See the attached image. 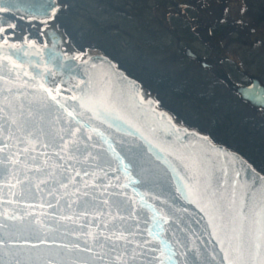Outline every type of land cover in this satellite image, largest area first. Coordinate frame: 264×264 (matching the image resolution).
<instances>
[{"label": "snow or ice", "instance_id": "snow-or-ice-1", "mask_svg": "<svg viewBox=\"0 0 264 264\" xmlns=\"http://www.w3.org/2000/svg\"><path fill=\"white\" fill-rule=\"evenodd\" d=\"M4 10L0 8V12ZM29 47L36 45L29 42ZM16 52L31 55L23 48ZM14 55L16 53H0V208L4 209L0 211V264H61L57 259L59 253L40 249L43 240L39 244H21L18 233L50 228L45 217L55 223L74 224L88 216L91 209L99 213L98 218L90 222L95 231L88 230L83 235L86 245L93 242L102 250V255L94 257L101 264L105 261L107 264H134L140 258H145V264L171 261L175 254L173 245L183 246L179 236H174L171 242L165 238V233L172 232L169 223L174 215L172 206L165 207L167 201L160 200L159 206L151 209L150 223H128L135 221L141 212L132 208L131 199H119L130 185L143 184L144 177L137 174V180L132 179L131 170L136 165L131 160L125 164L128 158L116 147L122 142L113 140L105 128L120 131L121 124H125L139 132L143 139L148 138L113 103V82L107 74L100 78L101 82H94L90 77L87 82L73 84L62 80L49 85L44 74L30 75L25 62L14 59ZM83 63L87 65L86 60ZM31 66L40 67L39 64ZM4 69L9 75L4 74ZM44 71L50 77L55 75L46 64ZM135 98L140 103L145 102L139 94ZM148 103L151 105L150 101ZM35 112H46L51 121L38 123L33 119ZM111 163L117 165L112 171L122 172L128 183L120 184V177L116 176L115 184H105L109 173L104 172L101 177L97 170L103 172L102 166H111ZM185 167L191 174L177 191L205 214L210 235L223 253V264H264V212L258 235L249 243L241 242L236 229L230 228L231 221L218 215L215 202L201 193L203 173L199 158L193 155ZM25 193L33 202L26 204L23 212L4 207L23 202ZM37 197L40 203L35 202ZM205 199L206 204L202 203ZM140 200L145 203L143 197ZM105 207L115 208L116 212L107 213ZM35 208L47 211L36 214L30 210ZM106 215H111L112 219L105 220ZM58 247L80 250L79 245ZM105 248L107 251H103ZM83 250L91 251V248Z\"/></svg>", "mask_w": 264, "mask_h": 264}, {"label": "water", "instance_id": "water-1", "mask_svg": "<svg viewBox=\"0 0 264 264\" xmlns=\"http://www.w3.org/2000/svg\"><path fill=\"white\" fill-rule=\"evenodd\" d=\"M58 6L55 0H0V8L37 19L50 18ZM10 23L11 20L0 17V25ZM44 37L48 43L40 45L31 42L36 45L35 48H30L29 43H26L22 37H19L20 45H15L12 40L8 43L0 41V53L7 55L16 53L13 58L23 60L30 75L44 74L45 81L49 85L58 84L62 80L73 84L87 82L90 77L94 82H101L100 78L107 74L113 82V103L121 114L148 138V140L143 139L139 132L128 128L125 124H121L120 131L105 128L113 140L122 142L117 143L116 147L128 158L125 164L131 160L136 165L131 170L132 179L137 180V174L144 177L143 184L130 185L119 199H131L132 208L141 212L140 216L135 217V221L129 220L128 223L144 224L145 221L150 223L151 209L158 207L160 200L167 201L165 207L172 206L174 215L169 222L172 232L165 233V238L171 242L174 236H179L183 240V246L173 245L172 252L175 254L172 255L171 261H166V264H223V253L210 235L211 230L207 226L205 214L196 205L188 203L181 191H177V188L187 182L186 178L191 174L190 169L185 165L193 155L201 162L203 173L201 193L210 196L215 202L217 214L224 216L226 221H231L230 228L236 229L241 242L249 243L258 235L261 214L264 212V173L259 168H255L248 158L238 151L214 142L205 132L202 133L199 129L178 122L173 113L158 106L157 99L148 94V90L142 86L140 80L118 67L107 54H103L100 50H90L77 58L78 51L67 43L63 31L53 24L45 29ZM9 44L16 47L10 49ZM19 48H23L31 55H25L24 52L17 53L16 50ZM85 60L87 65L83 63ZM32 64H39L40 67L31 66ZM45 64L55 74L54 76L50 77L45 73ZM109 65L112 67L110 68ZM4 74L9 75L7 69H4ZM235 90L250 105L264 110L263 84L254 79L252 85L237 86ZM137 94L143 98L144 103H140L135 98ZM66 95L71 94L66 93ZM33 119L45 124L51 121V117L46 112L43 114L35 112ZM149 140L151 143L148 142ZM96 150L98 149L93 151ZM102 167L104 171L97 170V174L103 177L104 172L109 173V177L105 178V184H115L116 176L120 177V184L128 183L122 172L112 171L117 167L115 163ZM25 197V200L19 204L4 207L23 212L26 204L33 202L27 193ZM140 197H143L144 204L141 203ZM45 198H49L46 193ZM35 202L40 203V198L37 197ZM202 203L206 204L207 199L202 200ZM3 210L0 208V211ZM30 210L36 214L47 211L40 208ZM104 211L115 213L116 209L105 207ZM98 215L96 209H91L88 216L82 217L74 224L55 223L49 217H45V223L49 224L50 228L39 232L21 231L18 233L19 242L39 244L40 240H43L40 249L51 250L53 254L59 253L57 259L61 264H74V262L101 264V261L94 257L102 255V250L93 242L86 245V238L83 235L88 230L95 231L94 224L90 222L96 220ZM132 215L135 216V212ZM111 219V215L105 216V220ZM59 245H79L80 250L72 247L65 249L58 247ZM85 248H91V251L83 250ZM104 264L107 262L105 261ZM134 264H145V258L136 260Z\"/></svg>", "mask_w": 264, "mask_h": 264}, {"label": "flooded vegetation", "instance_id": "flooded-vegetation-1", "mask_svg": "<svg viewBox=\"0 0 264 264\" xmlns=\"http://www.w3.org/2000/svg\"><path fill=\"white\" fill-rule=\"evenodd\" d=\"M55 1L59 5L56 11L50 18H41L53 20L52 23L42 32L31 31V37L13 32L14 18L21 14L10 10L0 12V17L12 22L0 25V41L12 40L15 45H20L19 37H22L26 43L46 45V28L53 24L62 30L54 19L55 13L62 7L73 5L78 9L77 21L91 23V35L101 34L111 39L109 51L101 46L99 49L86 46L77 49L71 44L78 51V58L82 57L79 56L80 51L100 50L124 69L115 56L122 51L120 39L124 38L123 44L130 46L133 40H141L147 33L155 38H169L164 49L170 46L172 60L177 67L175 81L183 92L187 91L190 97L204 104L214 103L210 113L215 118L225 104L229 106L225 113H235L237 108L243 107L244 113L264 120V110L250 105L235 90L237 86L252 85L254 79L264 85V0ZM84 28V25H77L80 39L84 38L81 36L86 30ZM126 34L128 38L122 36ZM64 36L66 40L65 33ZM237 113L242 115L241 111ZM258 126L256 129L259 131L264 129V122H259ZM213 140L215 142L216 139Z\"/></svg>", "mask_w": 264, "mask_h": 264}, {"label": "rangeland", "instance_id": "rangeland-1", "mask_svg": "<svg viewBox=\"0 0 264 264\" xmlns=\"http://www.w3.org/2000/svg\"><path fill=\"white\" fill-rule=\"evenodd\" d=\"M52 21L37 20L32 17L24 18L20 15L14 18L13 32H22L23 35L31 37V31L42 32V29L49 26ZM77 25L78 27L85 26L86 30L84 34L81 33V36L87 37L85 40L89 43V49H99L101 46L105 50H110L111 39L106 38V35H91L92 30L89 24L77 21ZM122 36L128 38L127 34ZM144 37L141 40H136V37H134L135 40L131 38L133 41L130 46H127V43L123 44L124 38L120 39L119 44L122 51L115 54L120 65L140 79L143 87L148 90V94L157 99V103L162 104V108L173 113L178 122L190 128L199 129L202 133L205 132L212 139H216L217 143L227 145L244 154L257 167L264 170V129L260 131L256 129L259 127V122H264V120L244 113L243 107L237 108L235 113H225L229 108L225 104L221 106L222 109L215 118V115L210 113L214 103L208 105L190 97V94L185 90L183 92V88L176 83L177 67L172 60L170 46L167 50L164 49V45L169 44V38H155L148 33ZM144 40L146 42H143ZM66 41L73 44V40L67 36ZM137 43L139 46H136ZM85 52L86 50L80 51L79 56H83ZM239 111L242 115L237 113Z\"/></svg>", "mask_w": 264, "mask_h": 264}, {"label": "trees", "instance_id": "trees-1", "mask_svg": "<svg viewBox=\"0 0 264 264\" xmlns=\"http://www.w3.org/2000/svg\"><path fill=\"white\" fill-rule=\"evenodd\" d=\"M77 8L75 6L72 5V7H66V8H60L58 9V11L55 13L54 15V19L57 20V24L58 26L64 30V33L67 37L71 38V40H73V44L75 45V47L77 49H81V48H86L89 47L87 44H86V40L87 37L84 36L83 39H80L79 38V33H78V29H77V19H76V16H77ZM90 28H91V23H88ZM141 82V81H140ZM142 86L143 83L141 82ZM159 90L161 89L158 88ZM159 107L162 106V104H158ZM240 153V152H239ZM242 154V153H240ZM242 156H244L245 158H248L246 157L244 154H242ZM249 162L252 163V165L255 167V168H259L257 167L251 160L250 158H248ZM259 170L264 173V170L260 169Z\"/></svg>", "mask_w": 264, "mask_h": 264}]
</instances>
